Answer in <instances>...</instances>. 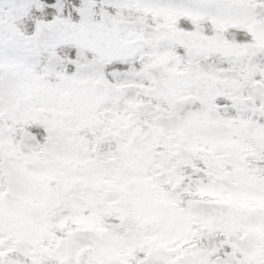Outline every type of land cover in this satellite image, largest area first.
<instances>
[{
	"label": "snow or ice",
	"instance_id": "obj_1",
	"mask_svg": "<svg viewBox=\"0 0 264 264\" xmlns=\"http://www.w3.org/2000/svg\"><path fill=\"white\" fill-rule=\"evenodd\" d=\"M0 264H264V0H0Z\"/></svg>",
	"mask_w": 264,
	"mask_h": 264
}]
</instances>
